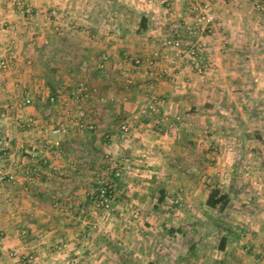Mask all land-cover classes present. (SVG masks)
<instances>
[{
    "label": "crops",
    "instance_id": "obj_1",
    "mask_svg": "<svg viewBox=\"0 0 264 264\" xmlns=\"http://www.w3.org/2000/svg\"><path fill=\"white\" fill-rule=\"evenodd\" d=\"M6 1L1 10L19 37L0 35V58L13 49L19 56L0 83L11 92L0 95V104L16 107L0 129V170L16 175L15 182H0V264H13L12 251L38 245L30 236L42 226L48 232L51 217H74L83 206L92 214L85 175L110 169L100 161L103 154L126 169L121 178L106 176L115 192L111 212L120 217L114 227L120 235L107 243L96 237L99 230H90L83 244L91 264H262L257 253L264 258V0H211L218 18L211 34L177 32L202 49L197 58L190 56L191 63L176 59L175 80L155 82L158 111L147 114L142 110L152 96L142 84L157 70L137 64L161 46L173 21L193 24L192 8L200 0H31L35 23L27 33ZM54 9L78 31L45 46L42 41L51 37L48 11ZM103 56L109 60L100 69ZM27 59L34 65L23 66ZM122 67L136 81L124 94L116 82ZM83 82L98 88L85 103L93 130L77 126L78 105L69 99ZM29 93L33 103L21 106ZM50 95L57 97L55 104ZM28 119L32 127H15ZM123 119L131 123L127 139L115 125ZM56 124L70 131L52 136L49 145L44 130ZM33 145L46 160L45 179L34 183L24 174L32 166ZM39 182L50 186L43 189ZM57 193L63 195L55 206ZM33 217L42 218L37 228ZM74 227L55 235L72 249L84 246L73 239ZM48 263L66 264L39 261Z\"/></svg>",
    "mask_w": 264,
    "mask_h": 264
},
{
    "label": "rangeland",
    "instance_id": "obj_2",
    "mask_svg": "<svg viewBox=\"0 0 264 264\" xmlns=\"http://www.w3.org/2000/svg\"><path fill=\"white\" fill-rule=\"evenodd\" d=\"M0 2L2 3V0H0ZM6 3H9L11 5L12 9L14 10L13 12H15V16L19 17V19L21 21L22 29L24 31H26V33L29 30H31V28L33 27V24L35 23L34 16L36 14V10L31 4V0H8V1H6ZM18 3H19V5H18ZM4 10H6V9L1 10V5H0V17L2 16L6 19V27H8V29L6 31H3L1 26H0V35L1 36L2 35H9L12 33L14 35V33H16L17 30L9 22V18L6 16V14H4L5 13ZM6 12H8V11H6ZM48 14H49V17H47V20L49 21L48 28H49V35L51 37L50 38L46 37L47 38V39L45 38L46 41H44V40L42 41L43 45H45V46L49 45L50 39L52 40L53 44H55V45H56V43L59 44L61 42V40H58L59 37L62 38L67 33L71 34L72 32L76 33L78 31L77 25L72 24L70 22V19H69V21L65 18L63 19L62 15L59 13V11L57 9L48 11ZM66 14H67V16L69 15L68 12H66ZM35 26L36 27L34 28V30L38 31L39 25H35ZM42 27L44 28V25H42ZM45 27H47V26H45ZM92 27H94V26H92ZM85 32H86V30H85ZM16 34L14 35V37L18 38L19 36H17ZM86 34H89V33H86ZM193 43H195V42H193ZM153 51H158V52L160 51L158 63L155 66L149 64V62L147 61V58L150 57V54ZM18 56L19 55H18L17 51L15 49H13L10 52L9 56H5L3 58H0V60L4 59L9 64L8 68H6V69H4L0 66V83H1V77H4L8 71L12 70V67L14 66L13 63L15 62V60H17ZM168 58L171 62L170 64H167L166 62H164ZM189 58H190V56H187L186 58H181V57L177 56V53L175 51L170 50L169 48H166L163 45V40H162L160 47H156V48L154 47V49L148 55H146L143 59L139 60L140 62L137 65H139V66L143 65L147 69L152 68V69L157 70L156 74H154L152 79H149L150 83L142 84V88L145 90V92L148 93V97L152 96V99L144 107V109L142 110V113L147 114L148 112L153 113V112L158 111V103H157V101H155V93H154L155 82H157L158 80H167V81L175 80L177 78V74L174 73L173 71H174V68L178 64L176 59L181 61V63L183 64V62L184 63H186L187 61L190 62ZM108 60L109 59L107 57L106 61H108ZM24 64H26L27 66H33L34 61L31 59L30 60L27 59L26 62H23V66H24ZM39 64H41L40 60H38V63H36V65L39 67ZM140 64H142V65H140ZM154 67L161 68V70H158ZM88 68H89V64L86 61L80 69L82 71L81 73L86 74L85 72L88 70ZM99 68L105 69L106 64L103 68L100 66H99ZM162 68L166 72H164V70ZM120 69H121V76H120V79L116 82H118V84L120 83L119 87L121 88V90L123 91V94H124L125 92L131 91L130 90L131 86H134L136 81L134 80V77L132 76L131 71H129L128 69H125L124 67H122ZM123 71H125L127 74H129L130 79H132V81H133V84L127 85L128 87L126 86V81H125V78L123 77V74H122ZM40 77L41 76L38 75V79H40ZM117 77H119V76H117ZM87 84H88V82L87 83L83 82L82 84H79L74 90H72L70 92L69 99L78 105V107H77L78 113H79L80 109L84 110L85 114H84L83 121H84V123L88 124L89 122H87V119H86L87 114H86V110H85V103H86L87 99L89 98L90 94L92 93V91H93V95H95L97 93L98 88L95 87V89L94 88L90 89V87ZM78 88H81V89L84 88L85 89V92L83 94V99L81 101H77V100L73 99L72 95H71L72 92L76 91ZM37 90H41L42 92H44L46 90V88L38 86ZM9 93H11V92L9 91L8 88L2 87L0 85L1 98L5 97L6 95H9ZM97 95L100 97L99 93ZM27 96L28 97H25V99L33 96V93H29ZM51 96H53V95H50L49 97H51ZM25 99H23V101L21 102V106H26ZM56 99H57V97H56ZM100 99H101V97H100ZM32 103H33V98H32ZM55 103H53V104H55ZM152 103L155 104V106H156L155 110H153L150 107ZM28 105H30V104H28ZM15 108L16 107L13 106L12 104L7 105V103H5V102H2L0 104V110H1L0 111V129L6 128L7 124L10 123L9 120H4V119L6 116L9 115V113H11V111H14ZM77 118H78V115L75 116V120ZM28 120H26V121H28ZM77 121H78V119H77ZM122 121H127V120H125V119H123L121 121L119 120L118 122L115 123V125H117L119 127V124ZM127 122L130 123V121H127ZM89 124H91V123H89ZM92 124H94V123H92ZM60 125H63V124H56V125L51 126L50 128H46L44 130L45 135H47L49 145H51L53 142V138H51L52 136L60 137V136H64V135L69 134V133H65V134L58 135V134H52L51 133V129L53 127L60 126ZM130 126H131V123H130ZM15 127L19 128V129L24 128V127L26 129L29 128L28 126H25L24 121H20V120L15 123ZM30 127H32V125ZM95 128H96V126H95ZM88 130H90V129H88ZM69 131H70V129H69ZM120 137H121V134H120ZM127 138H122V139H127ZM34 146H36V145L31 146V148ZM36 147H38V146H36ZM31 148L28 150V154H29V151L31 150ZM100 158H101V160H100L101 163L105 166L107 165L108 167H110V169L109 170L105 169L98 174H93L92 176L85 175V177L89 178V181L91 180L88 184H86L84 186H86L85 189L87 191V196L91 200L93 208H94L92 210V214H90V215L86 214V212H85L86 210L83 206V212L82 213L80 212V214H75L74 217H71V218L70 217H64V216L63 217H59V216L51 217V218H53L54 222H53V225H50L51 227L50 226L48 227V232H44L45 226H42V227H40V229L42 228L43 232L40 230V233L38 232L37 235L35 234L34 236H30L31 239L37 238L38 245L33 246L32 250H27V252H23V250H20V249L16 250V251H12L11 257L14 259L13 264H39V261H43V260L44 261L49 260L50 262H52V261L55 262V261L61 260L63 262H66V264H91L90 260L88 259V257H90V255H91L90 250L87 249L86 244H83L87 241V239L89 237L88 233L93 234V232H89L90 230L91 231L95 230V229L99 230V234L96 237H98V238L100 237V240H102L103 242L106 241L107 243H113V242H111L112 239L118 238V236L120 235V232L115 231L114 227H119L121 222L119 221L120 217H118V216L114 217L112 215V212H111L112 207H113L112 205H113V202L115 199V192H114V188L110 184V181H111L110 178L118 179V178L123 177L126 169L123 168L122 166H120L121 164L118 163V161H116L115 159H111L110 155L103 154L102 156H100ZM38 159H40L43 163L46 161V160H44V157H42L40 155V152H39ZM118 173H119V175H118ZM24 174H25V172H24ZM108 175H110L109 176L110 178L106 177ZM41 176H42V173L38 177L34 178V180H30V182L34 183V182L40 181V179L44 180L45 178L43 179V178H41ZM26 177H27V175H26ZM37 185H39L43 189H46L50 186V182L47 183V185L42 184V183L37 184ZM104 187L109 188L113 192V200H112L111 204H109V206L101 205L100 204L101 202H98L99 199H95V200L91 199V196L93 195V193H97L98 191H100ZM54 189H55L54 190V193H55L57 190H56V188H54ZM68 194H70V191L67 190L66 196ZM61 195H63V193H57L56 195H54V198H53L54 203L52 202L51 204L55 205V206L59 205ZM68 196H70V195H68ZM175 203L179 205L182 202H180L178 200ZM85 206H87V204ZM180 206H182V204ZM41 219L42 218H40V217H33L31 223L34 225L36 224L35 226L34 225L33 226L37 228L38 227L37 224L41 223L40 222ZM38 221H39V223H38ZM72 225L75 226L74 230H76L74 232L73 239L75 240V242L82 243V245H84V246L72 249L71 248L72 246L69 245V242L61 241L62 238L55 236L56 232L59 231V228L66 229ZM51 228H52V230H51ZM38 231H39V229H38ZM50 231H54V232H50ZM100 231H102V232H100ZM20 234H21V231L16 233L17 236H19ZM51 235H54L53 238ZM91 236H93V235H91ZM2 237H3V235H0V240L2 239ZM108 241H110V242H108ZM112 247H113V250H114V248L116 249V245L113 244ZM116 250L119 251V249H116ZM103 253L104 252L102 250L99 254H103ZM88 254H89V256H88ZM137 258H139V256H137ZM48 264H51V263H48Z\"/></svg>",
    "mask_w": 264,
    "mask_h": 264
},
{
    "label": "built area",
    "instance_id": "obj_3",
    "mask_svg": "<svg viewBox=\"0 0 264 264\" xmlns=\"http://www.w3.org/2000/svg\"><path fill=\"white\" fill-rule=\"evenodd\" d=\"M221 1H226V0H221ZM192 14L194 17L193 24L184 26L179 21H173L168 28L169 35L163 38V45L166 48L175 51L177 53V56L181 58H186L187 56H193L197 58L202 48V45L200 44L199 41L195 43H185L183 39L176 34L177 32L185 29L193 37H198L202 34H211L213 32L214 25H216L218 22V18L213 8V4L211 0H200L199 3L194 8H192ZM0 26L3 31H6L8 29V27H6V19L2 16L0 17ZM159 56H160V51L159 52L153 51L150 54V57L147 58V61L149 62V64L155 66L158 63ZM101 60L102 62L100 63V67L103 68L107 63L106 61L107 56H103ZM0 66L6 69L8 68L9 64L4 59H1ZM164 72L166 71L164 70ZM122 74L123 77L125 78L126 86L133 84V81L132 79H130L129 74H127L125 71H123ZM84 92H85L84 88L82 89L78 88L76 91L72 92L71 94L72 98L77 101H81L83 99ZM49 100L51 103H55L57 101L55 96L49 97ZM31 103H32L31 97L25 99L26 105ZM150 107L153 110L156 109V106L153 103L151 104ZM84 114H85L84 110L80 109L78 113L77 126L81 129H90V130L95 129L94 124L84 123L83 121ZM32 124L33 123L31 119L25 122V126L28 127H30ZM119 131L122 138H127L131 132L130 123L127 121H122L119 124ZM51 133L58 135L69 133V128L66 125L55 126L51 129ZM39 152H40L39 148L36 146L32 147L31 150L29 151V157H30V161L32 162V166L31 168H28L25 171V175H27V177L30 180H34V178L38 177L39 175H41V173H43V167H42L43 162L40 159H38ZM15 180H16V175L13 172H4L3 170H0V182H15ZM91 199L94 200L99 199L98 202H101L100 203L101 205L109 206V204H111L113 200V192L109 188L104 187L97 193H93ZM257 254L259 255L258 260L261 261L262 264H264L263 255H261L260 252H258Z\"/></svg>",
    "mask_w": 264,
    "mask_h": 264
},
{
    "label": "trees",
    "instance_id": "obj_4",
    "mask_svg": "<svg viewBox=\"0 0 264 264\" xmlns=\"http://www.w3.org/2000/svg\"><path fill=\"white\" fill-rule=\"evenodd\" d=\"M214 195H212V196H210V198H209V200H208V204L209 205H212L213 203H214ZM149 264H156V263H153V262H151V263H149Z\"/></svg>",
    "mask_w": 264,
    "mask_h": 264
}]
</instances>
